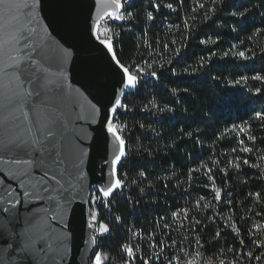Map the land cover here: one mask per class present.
I'll return each instance as SVG.
<instances>
[{"label":"trees","instance_id":"16d2710c","mask_svg":"<svg viewBox=\"0 0 264 264\" xmlns=\"http://www.w3.org/2000/svg\"><path fill=\"white\" fill-rule=\"evenodd\" d=\"M161 2L173 3L177 11L154 10L152 5ZM127 11L133 15L123 21L107 19L114 52L121 63L156 71L157 78L141 74L138 88L123 100L127 111H121L115 121L124 128L126 140V158L118 170L123 187L95 204L99 220L111 229L97 239V252L107 254L112 264L127 262L123 250L127 245L138 250L134 264L146 260L167 264L168 258L177 256L181 263L192 259L207 264L221 258L224 264H257L246 254H264L255 247L264 243V180L259 168L242 161L264 166V128L255 118L256 112L264 111V82L252 79L264 75L260 72L264 68V0H183V6L178 0H135ZM148 11H153V21L147 20ZM237 11H247L248 16L231 15ZM208 39L217 43H200ZM240 51L254 59L233 55ZM185 68L200 70L189 76ZM242 76L248 79L241 80ZM153 103L172 111L159 112L151 108ZM245 123L257 137L254 146L245 140L254 147L250 154L240 151V137L230 131L233 124ZM189 131L192 139L186 135ZM236 163L239 169L232 166ZM208 169L214 185L205 175ZM212 187L221 189V201L214 200ZM255 192L262 193L259 201L249 196ZM173 212L178 216L173 217ZM233 228L241 233L239 237ZM161 249L163 254L157 258Z\"/></svg>","mask_w":264,"mask_h":264},{"label":"snow or ice","instance_id":"6c2138e0","mask_svg":"<svg viewBox=\"0 0 264 264\" xmlns=\"http://www.w3.org/2000/svg\"><path fill=\"white\" fill-rule=\"evenodd\" d=\"M215 3L216 0H213ZM114 10L107 13L111 21H123L126 16H132L133 13L128 12L127 9L131 7L132 0H125L122 4L121 0H112ZM180 6H183V0H178ZM43 6V0H32L31 4L25 3L22 5L17 0H0V17L5 19V23L0 26V75H2L8 83L4 85L5 88L14 86L16 89L15 96L20 107L23 109L26 105L29 106V111L33 114V119L29 120V111H24L23 116L28 121V132L31 134V139H23L16 137L14 139H0V151H9L13 153H23L28 158L23 160L27 165L23 171L18 173H6L0 170V191H3L4 196L0 197V264H39L38 256L40 249L36 247L37 243L44 241L41 237L40 241L33 238V230L36 227L38 219L47 217L51 210L48 207L43 209L34 207L33 205L48 201L55 205V216L64 220V216L68 213L70 206L76 199L79 191L84 189L83 181L85 179L83 171V156L86 155L79 141L83 139L81 134L71 126V121L65 111H59L53 105L57 98H63L66 91V68L65 58L72 56L69 45L64 48L63 45L56 43L54 46L45 42L38 44L34 38L33 33L35 29H28L21 31L15 28L8 20L9 15L19 7L30 9V17L35 20V13L38 7ZM153 9L158 11L161 7L167 8L170 12L177 11L173 3H154ZM235 6V5H234ZM74 7L90 8L86 0H78ZM201 9L205 8L204 3H200ZM147 20L153 21L155 19L153 11L147 12ZM232 16L244 19L248 16L247 11L232 12ZM211 18V17H208ZM93 16L90 10L84 15V30L87 36V41L91 46L97 50L104 52L107 58V65L111 72V78L101 77L95 75L93 77V86L96 89V94L93 96L95 103L92 104L94 119L92 124L98 125L93 129L95 132V139L99 146L106 152L107 146L110 142H114L118 146V152L113 153V159L110 161V170L108 173V181L98 189V195L95 199L103 203V198L110 197L115 191H119L122 187L120 179H114L116 176V165L122 158H126V140L123 132L124 128L116 125L115 121L119 117L121 111H127L125 104L119 98L117 89H137L141 81V74L149 75L157 78L156 71H147L136 65L126 66L121 63L113 52V42L107 38H101L99 20L92 23ZM201 44H216L217 41L213 39L201 40ZM103 46V47H100ZM106 49V51H105ZM229 53H223L227 57ZM233 55L243 57L245 60H252L254 57L246 55L244 51L234 53ZM41 57L50 62L56 68L55 72H50L48 68L41 64ZM204 58H201V66L204 63ZM199 68H194L189 71L184 69V73L192 76L199 72ZM264 73V68L260 69ZM38 73H48L54 76L55 80L44 77L41 82V77ZM135 73V74H133ZM173 75H179L175 71ZM247 76H242L241 80H247ZM255 81L264 82V75L257 74L252 77ZM240 81H236L239 84ZM172 92H177L173 88ZM185 94H188L189 89H184ZM261 89L257 88L256 93L260 94ZM92 95L91 93H89ZM121 94H123L121 92ZM9 103L12 100L9 99ZM151 108L157 109L159 112L172 111V109L165 106L159 108L156 104H151ZM150 109L145 108V111ZM67 113H71V105L67 107ZM80 114L74 116V120L82 119ZM255 118L260 122L261 127L264 128V111L255 113ZM141 128L144 126L141 124ZM230 131H236L238 137V144L240 151L243 153H253L254 147H249L245 144V140L252 143L254 146L257 137L252 134L250 124H233ZM71 133V135H69ZM189 139L193 138V132L186 133ZM0 136H7V129L0 132ZM236 151L235 148L232 149ZM264 159V156L261 157ZM17 160L16 163H20ZM105 163H109L105 161ZM253 169H260V179L264 180V166L257 163H250L248 159L242 161ZM233 167L239 169V163L233 164ZM201 167H206L202 165ZM39 173V176H34L33 172ZM199 171V169L193 170ZM223 171V170H222ZM211 169L205 173L207 180L215 184L214 178L210 174ZM145 173L141 172L140 176ZM71 178V179H69ZM75 180L76 183H73ZM207 187V185H206ZM143 191V189H142ZM214 192V200L221 201L222 193L219 187H212ZM262 193H249V196H254L257 201L260 200ZM93 198L89 197V202ZM200 199H204L200 197ZM6 205V206H5ZM18 205L22 207L18 208ZM204 208H208L209 204H204ZM83 212V209H81ZM75 210L73 209V216ZM177 212H173L172 216H177ZM117 221L120 217L115 218ZM98 221V214L91 207L88 209L87 227L93 233H96V224ZM67 222L65 221V224ZM199 223V221H196ZM101 234H109L111 229L109 226L100 223ZM167 227V225H166ZM256 228H261V225H256ZM233 233L239 237L241 233L232 229ZM250 231V238L254 234V229ZM217 239L219 233L216 234ZM136 239H141L139 235ZM46 243V241H44ZM91 244H97L96 236H90ZM200 243L199 240L196 241ZM244 240H240V244H244ZM173 247L175 242H173ZM155 247V245H153ZM258 252L264 253V243L256 244ZM123 250L127 257L128 264H133L134 259L139 258L138 250L135 245L123 246ZM157 254L159 258L163 254ZM199 255V253H197ZM244 255V253H241ZM247 257L257 261V264L264 260V254H257L253 251L247 252ZM181 257L175 258V264H180ZM94 264H101V254H95ZM143 264H151L150 261H143ZM167 264H174L171 258L167 259ZM186 264H193V261H187ZM223 264V262H221ZM235 264H239L236 261Z\"/></svg>","mask_w":264,"mask_h":264},{"label":"water","instance_id":"95a60500","mask_svg":"<svg viewBox=\"0 0 264 264\" xmlns=\"http://www.w3.org/2000/svg\"><path fill=\"white\" fill-rule=\"evenodd\" d=\"M134 1L132 0V3ZM17 2L22 5L25 0H17ZM31 2L32 0H27V3L31 4ZM77 3L78 0H43V6L36 10L35 20L30 17V9L25 7L13 10L8 17L10 23L21 31L35 29L33 38L38 44L47 42L53 46L59 43L64 48L69 45L72 46L70 49L72 56L65 58L66 91L63 98H57L53 106L59 111L66 112L71 121V126L83 137L78 143L86 153L82 157L85 175L84 189L79 191L63 221L60 220L59 216L53 218L55 216L53 203L41 201L33 205L40 209L45 207L51 209L46 218H43V214H41L42 218L38 219L33 230L34 239L40 241V238L43 237L46 241V243L40 241L36 245L40 249L39 264H91L97 252V244H91L90 236L94 233L87 227L88 209L90 208L89 197H92L95 191L98 192V189L107 183L110 161L113 159V153L118 152V146L114 142L108 144L105 152L95 139L93 129L97 128L98 125L91 123L94 119L92 104L95 101L93 96L96 94L93 77L100 75L111 78V72L104 52L97 51L91 46L84 30V15L88 10L92 12V23L99 20L100 27L105 20L110 18L107 13L114 10V4L112 0H86L90 8L74 7ZM4 23L5 19L0 17V26ZM41 64L50 72L56 71V68L42 57ZM38 75L41 77V82L45 76L55 80V77L48 75V73H38ZM7 83L8 81L0 75V132L7 129V136H0V139H14L16 137L31 139V134L27 130L28 121L23 116L24 111H29V106L26 105L23 109L20 107L15 96V87L5 88L4 85ZM133 90L118 88L117 94L123 102L125 96ZM9 99L12 100V103H9ZM69 105H71L70 114L67 113ZM76 114H80L83 118L74 120ZM32 119L33 114L29 111V120ZM27 158L23 153L0 151V170L9 174L23 171L27 168L23 160ZM17 160L21 162L16 163ZM122 160L117 162V172L114 179H118V170ZM105 161L109 163H105ZM33 175L38 177L39 173L34 171ZM72 182L76 183L75 180ZM3 196V191H0V197ZM18 208L23 211L21 206L18 205ZM73 209L75 210L74 216ZM0 215L6 214L0 213Z\"/></svg>","mask_w":264,"mask_h":264},{"label":"rangeland","instance_id":"374dc122","mask_svg":"<svg viewBox=\"0 0 264 264\" xmlns=\"http://www.w3.org/2000/svg\"><path fill=\"white\" fill-rule=\"evenodd\" d=\"M121 3L124 4L125 0H121ZM108 22H109L108 20L104 21V23H103V25H102V27L100 29V33H101V38H107V39L111 40L114 34H113V30L107 24ZM97 196L98 195L95 192L94 195H93V200H92L91 206H90L96 212H97V209L95 207V204H96V202L98 200H96L95 198ZM97 214H98V212H97ZM100 223H102V222L98 218V221H97V224H96V233H94V235L96 236V239L106 235V234H104V235L101 234V229H100V226H99ZM96 253H100L101 254V264H112L110 262V257L107 254H105L103 252H96ZM94 260H95V255H94V257H93V259L91 261V264H94ZM209 262H211L210 264H221V262H223V264H224V261L221 258L212 259ZM123 264H128V262H125ZM207 264H209V263L207 262Z\"/></svg>","mask_w":264,"mask_h":264},{"label":"built area","instance_id":"2783aa9c","mask_svg":"<svg viewBox=\"0 0 264 264\" xmlns=\"http://www.w3.org/2000/svg\"><path fill=\"white\" fill-rule=\"evenodd\" d=\"M123 159H124V158H123ZM122 187H123V185H122ZM122 187H121V189H120L119 191L122 190ZM117 192H118V191H117ZM108 198H110V197L103 198V199H108ZM181 213H182V214H185V213H186V210H182ZM178 214H179V213H178ZM177 216H178V215H177ZM134 236L136 237L137 235H134ZM124 253H125V252H124ZM156 260H157V259H156ZM136 261H137V259H134L133 264L136 263ZM146 261H150V260H146ZM187 261H193V264H197L196 260L188 259ZM187 261L182 262V263H181V261H180V264H186ZM150 262H151V261H150ZM156 262H158V260H157ZM173 262H174V264H175V258H174ZM208 263L210 264L211 262L208 261ZM151 264H152V263H151Z\"/></svg>","mask_w":264,"mask_h":264}]
</instances>
